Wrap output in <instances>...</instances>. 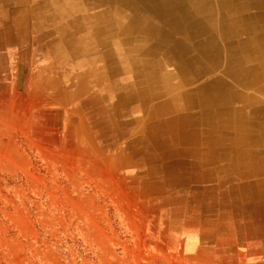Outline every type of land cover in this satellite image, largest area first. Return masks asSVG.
Wrapping results in <instances>:
<instances>
[{
    "label": "rangeland",
    "instance_id": "1",
    "mask_svg": "<svg viewBox=\"0 0 264 264\" xmlns=\"http://www.w3.org/2000/svg\"><path fill=\"white\" fill-rule=\"evenodd\" d=\"M32 5L0 0V264H264L261 165L202 171L175 132L144 142L142 116L103 128L65 98L80 69L32 50L64 21L19 20L16 50V11Z\"/></svg>",
    "mask_w": 264,
    "mask_h": 264
},
{
    "label": "crops",
    "instance_id": "2",
    "mask_svg": "<svg viewBox=\"0 0 264 264\" xmlns=\"http://www.w3.org/2000/svg\"><path fill=\"white\" fill-rule=\"evenodd\" d=\"M16 1L33 4L16 11V50H26L28 35L19 20L65 22L48 29L55 38L46 47L34 43L32 50L38 48L47 62L80 69L76 80L65 77V98L74 92L86 99L83 105L95 108L103 128L120 123L122 115L142 116L144 142L146 130L175 132L179 153L187 157L181 161L199 164L202 171L221 162H254L264 176V46L256 43L246 52L247 35L232 34L222 42L223 35L220 40L217 30L207 28L210 18L214 25L218 18L227 31L233 21L250 20L248 31L264 40V7L251 0ZM224 3L229 9L220 6ZM215 41L219 61L208 45ZM244 49L246 55L228 61L229 54Z\"/></svg>",
    "mask_w": 264,
    "mask_h": 264
},
{
    "label": "bare ground",
    "instance_id": "3",
    "mask_svg": "<svg viewBox=\"0 0 264 264\" xmlns=\"http://www.w3.org/2000/svg\"><path fill=\"white\" fill-rule=\"evenodd\" d=\"M262 1H264V0H262ZM250 2H254V3H252V4H255V5H257V6H259V7H264V2H261V0H251ZM233 3H235L234 1H233ZM220 6H222L223 7V9H226V8H228V7H230L231 6V4H226V3H224V6L222 5V4H220ZM233 6V5H232ZM229 9V8H228ZM262 9H264V8H262ZM219 10H221L220 8L218 9V7H217V11H219ZM209 21H211V26L210 25H207V28H211V29H214V30H217L218 31V33H219V36H220V40H221V36L223 35V37H222V42H224L223 41V38H227V37H229V35H232V34H234V35H239L240 33L242 34H244V35H247V41L244 43L245 45V49H246V52L247 51H250V49L252 48V47H257V46H255L256 45V43L257 44H261L260 46L262 47V46H264V40H259V39H256L255 37L256 36H254L253 35V33H250L248 30H250L249 29V26H248V24H246L248 21H250V20H248V21H240V22H236V21H231L232 22V25L233 26H231L232 28H230V30L228 29V31L226 30V28H223V26H220L221 25V23H220V20H218V18H216L215 19V25H214V18H210V19H208ZM231 20V19H230ZM229 20V21H230ZM222 21V20H221ZM258 22L260 21V20H257ZM262 21H264V20H262ZM262 21H261V23H262ZM193 22V24H194V20L192 21ZM255 23V22H254ZM229 24V23H228ZM253 24V23H252ZM188 27H190V26H188ZM229 28V27H228ZM235 28H236V30H235ZM204 30V29H203ZM202 30V31H203ZM211 31V30H210ZM251 35V36H250ZM212 44V46H209V48H212V50H215L214 52H212L213 54H214V56H211L212 58H213V60L214 61H219V60H221V57H219L221 54H220V52H219V49H218V46H217V43H216V41L215 42H213V43H210V44H208V45H211ZM228 47V46H227ZM245 49L242 51V52H240V53H238V54H236V55H230L229 54V57H228V61H230L231 60V62H234L235 60H237V59H239L240 58V55H246V54H244L245 53ZM255 51V50H254ZM208 53V52H207ZM210 57V58H211ZM227 58V57H226ZM257 58V57H256ZM233 67V66H232ZM230 71V70H229ZM231 73V72H230ZM256 79V78H255ZM218 91H222V87L221 86H219L218 87ZM21 103H23L22 101H21ZM18 105H19V103H18ZM20 106V105H19ZM23 106H24V104H23ZM22 106V107H23ZM21 107V106H20ZM19 107V108H20ZM23 111V110H22ZM248 119V118H247ZM259 120V119H258ZM234 130V129H233ZM262 135V134H261Z\"/></svg>",
    "mask_w": 264,
    "mask_h": 264
}]
</instances>
